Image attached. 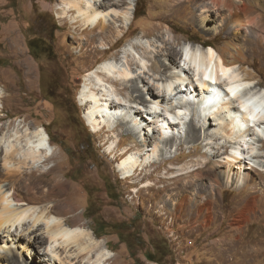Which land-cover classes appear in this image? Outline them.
Returning a JSON list of instances; mask_svg holds the SVG:
<instances>
[{
    "label": "rangeland",
    "instance_id": "obj_1",
    "mask_svg": "<svg viewBox=\"0 0 264 264\" xmlns=\"http://www.w3.org/2000/svg\"><path fill=\"white\" fill-rule=\"evenodd\" d=\"M66 1L0 0V135L13 134L14 125L45 127L51 135L53 151L50 160L36 169L33 180L49 181L58 175L66 182L71 205L63 202L60 193H49L44 183L41 190L28 182L21 183L18 160L13 163V171L8 172L5 150L0 145V181L4 187L16 190L24 203L51 205L52 212L65 217L70 226L91 229L110 252L104 264H264V157L246 159L251 183L242 191L221 183L212 208L204 209L203 217L196 221L191 218L199 212L194 197L187 198V207L176 209L173 202L179 199L177 195L170 201L157 190L170 185L171 193H176L186 181L173 178L176 169L202 166L210 157L225 164L224 151L214 157L218 147L215 142L208 145L202 138L195 143L188 135L176 146L160 150L159 155L152 151V144L146 147L143 157L140 154L141 166L135 169L137 173L144 167L147 176L143 173L125 178L119 170L121 154L127 148L144 144L142 135L137 138V131L132 130L135 123L131 88L105 81L115 95L113 100L122 102L123 107L110 109V116L107 111H99L98 131L88 125V106L81 102L83 90L94 88L91 77L97 67L110 59L125 61L127 53L132 55L131 50H126L138 41L155 52V47L163 45V39L177 51L189 40L209 42L203 45L216 48L232 40L247 59L241 67L243 74L253 75L264 87V0H254L256 5L250 13L258 21L255 28L259 35H249L248 25L240 30L239 39L229 32L235 23L226 20L227 11L206 14L201 9L210 0H137L139 7L133 23L126 24L122 18L110 15L105 24L113 27L106 33L99 25L86 29L76 14L66 13ZM34 39L37 52L29 45ZM154 54L145 58L150 68ZM99 97L101 104L107 103V95ZM160 111L166 116L164 107ZM191 122L202 125L204 120L192 111L185 124L187 132ZM142 125L143 133L155 136L157 141L162 136L161 126L154 125L151 116L144 118ZM176 129L182 130V125ZM89 144L92 153L88 152ZM261 151L264 154V142ZM204 197L197 199L198 204L204 202ZM65 207L69 212L65 213ZM209 214L216 219L209 222ZM29 227L27 223L24 232L18 229L10 236L0 232V243L11 247V255L19 264H66L65 257L74 249L57 245L51 252L42 227L35 232H30ZM94 254L90 259L74 257L68 264H93ZM147 254L157 257L159 263L149 261Z\"/></svg>",
    "mask_w": 264,
    "mask_h": 264
},
{
    "label": "bare ground",
    "instance_id": "obj_2",
    "mask_svg": "<svg viewBox=\"0 0 264 264\" xmlns=\"http://www.w3.org/2000/svg\"><path fill=\"white\" fill-rule=\"evenodd\" d=\"M253 1L210 0L205 2L201 9L206 14L218 12L222 14L227 11L226 20L235 23V26L231 27L229 31L232 36H237L239 39L241 37L240 30L249 25L251 29L247 28L249 31L247 33L254 37L259 34L255 28L258 21L250 16L251 8L256 5ZM136 3L137 0H67L66 13L76 14L75 18L82 21L86 29H95L99 25L102 33H106L113 27L111 24H105L106 18L110 15L115 19L122 18L126 24H132ZM202 21L205 22V20ZM162 44L157 47L153 45L157 49L153 52L148 49L149 47L146 48L142 41L141 43L134 42L130 49L126 50L127 52L131 50L132 55L127 53L125 61L110 59L102 62L92 73L93 90L85 88L82 92L81 102L87 103L88 106V112L85 114L88 125L98 131L101 128L100 123L96 120L99 111H107L110 116V109L123 107L122 102L113 100L115 95L107 89L108 84L105 81L131 88V99L134 103L132 105V121L135 123L132 130L137 131L135 133L137 138L139 134L142 135L144 144H139L137 148H127L121 154L123 161L119 165V170L125 178L130 176L136 178L137 174L143 173L147 176V170L144 167L137 170V173L135 169L141 166L139 165L140 154L143 157L146 147L152 146V144H154L152 151L159 155L160 150L176 146L183 136L188 135L195 143L202 138L208 142V145L215 142L218 147L214 157L222 155L221 152L224 151L225 164H222L224 162L220 164L210 157L202 166L176 169L177 174L173 178L177 181L186 179L181 183L176 193H171L170 185L157 190L159 194L170 201L176 194L179 198L173 200L176 209H184L187 207V198L194 197L199 212L191 218L197 221L203 217L204 209L212 208V199L216 197L217 189H220L221 183L235 187L239 191L251 183L248 173H246V159L254 161L255 158L259 160L264 157L263 151H261L264 142V87L260 81H255L253 75L243 74L241 67L247 59L243 50L232 40H228L221 48L210 44L205 46L189 40L185 41L178 51L169 47V43L164 39ZM153 53H155V60L150 68L145 58H149ZM135 67L140 70H136ZM101 73L104 76L100 75ZM151 80L154 81L153 85H151ZM192 82L194 83L190 85ZM102 89L105 94L101 91ZM101 95L108 96L107 103L101 104L99 97ZM167 105L170 106L167 108ZM162 107H164L166 116L160 111ZM192 111H195L198 116L200 114V118L204 122L202 125L191 122L187 132L185 124L190 119ZM148 116L153 118L154 125L161 126L162 136L158 141L155 136L143 133L144 129L141 128L143 119ZM178 125H182V130L176 129ZM109 127L111 128V126ZM50 140L45 127L32 129L14 125L13 134L3 133L0 135V145L5 150V166L7 171L11 172L14 169V161L18 160L17 168L22 170L20 172L22 174L21 183L28 182L29 186L38 190L42 189L44 183L45 187H48L49 193L53 190L60 193L63 202L70 206L66 182L60 180L58 175L53 176L49 181H37V183L33 180L36 169L39 170V166L44 165L51 158L53 146L50 144ZM134 147L136 146L134 145ZM227 149L230 151H226ZM259 162L263 164V161ZM256 163L258 162L256 161ZM222 167H228V170H220ZM25 168L30 169V172L26 173ZM235 169L241 171L235 172ZM243 169L244 174L242 173ZM48 173L50 174L51 171ZM203 195H205L204 202L198 204L197 199L202 198ZM50 207L51 205L37 206L24 203L16 190L9 191L0 181V232L4 231L10 236L13 231H18V229H22L24 232V225L27 223L30 225V232L37 231L41 226L49 251L53 252L57 245L65 250L74 249L72 256L65 257L66 264L74 257L78 259L81 256H87L90 259L93 252H95L93 264H104L109 258L110 252L102 246L101 240L94 236L92 230L82 225H68L67 219L55 215ZM68 207L64 208L65 213L69 212ZM207 217L209 222L216 219L210 214ZM2 244L0 243V264H4V262L19 264L16 257L11 255V247H8L6 242L4 245ZM56 255L62 261L61 255Z\"/></svg>",
    "mask_w": 264,
    "mask_h": 264
},
{
    "label": "trees",
    "instance_id": "obj_3",
    "mask_svg": "<svg viewBox=\"0 0 264 264\" xmlns=\"http://www.w3.org/2000/svg\"><path fill=\"white\" fill-rule=\"evenodd\" d=\"M138 7H139V4L137 3V8H136V12H135V17H136V18H137V9H138ZM37 41H38V39H37ZM35 42H36V40L34 39V43L32 44V43L30 42L29 45H30V49H32L34 52H37V51H36V45H35L36 43H35ZM37 44L39 45L40 42H39V43L37 42ZM49 136L51 137L50 134H49ZM86 141H87V140H86ZM88 147H89V151H88V152H89V153H92L93 150H92L91 145L89 144ZM93 152H94V151H93ZM103 226H104V225L102 224L101 227H103ZM101 227H100V228H101ZM147 258H148V260L151 261V262H157V263H159V260L157 259V257H152V255H150V254H147Z\"/></svg>",
    "mask_w": 264,
    "mask_h": 264
}]
</instances>
